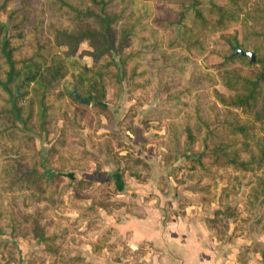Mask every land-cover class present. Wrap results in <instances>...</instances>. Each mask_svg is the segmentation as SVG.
<instances>
[{
	"label": "rangeland",
	"instance_id": "1",
	"mask_svg": "<svg viewBox=\"0 0 264 264\" xmlns=\"http://www.w3.org/2000/svg\"><path fill=\"white\" fill-rule=\"evenodd\" d=\"M135 1L150 4L144 32L148 40L134 38L121 51L126 53L132 46L143 52L140 59L146 74L138 80L145 86L135 87L129 79L130 61L126 71L119 69V83L106 80L103 100H96L92 93L89 104H78L67 95L83 83L74 63L92 67L97 61L89 55L92 49L87 42L72 53L65 45L54 46L52 52L63 58L66 75L58 87L62 95L48 121L49 132L38 135V131H23L24 140L15 141L19 147L26 140L47 159L41 180L46 191L29 185L7 186L4 172L15 156L5 152L6 146L0 148V264H158L162 256L180 250L188 253L194 247L219 255L228 264H264L263 127L257 126L259 133L253 142L223 130L205 135L193 116V95L185 91L190 89L200 96L202 113L208 120L206 104L214 103L220 116L231 110L216 102V93L233 95L221 72L235 69L254 77L261 69L256 58L264 57V41L247 37L244 28L251 27V18L264 26L251 11L254 1L244 0L245 11L238 16L239 21L224 31L228 35L235 32L241 48L255 53V62L250 65L236 58L224 60L228 52L219 32L201 34V49L191 46L185 26L192 24L193 14L179 17V0ZM35 6L37 1L30 6L34 13ZM17 7L19 3L12 2L8 9ZM117 8L114 6L113 12ZM49 13L45 8V21ZM6 22L7 13H1L0 24ZM114 28L118 31V24ZM41 35H47L44 23ZM119 56L112 53L118 66ZM29 101L34 103L30 125H35L33 85L20 104L26 106ZM131 111L135 114L129 132ZM238 117L240 113L229 114L228 120ZM217 144L231 146L211 154ZM235 152L241 160L252 162V168L244 170L229 161ZM200 156L208 172L191 169V160ZM133 158L143 160L147 167ZM55 174H60L59 180ZM138 203L152 206L163 227H175L179 236L190 237L193 243L187 241L180 250L172 245L143 243L132 250L126 244L127 232L119 234L115 227L128 218L126 215H134L132 209ZM35 218L45 228L46 237L54 236L58 246L66 242L68 249L56 252V256L47 252L35 237Z\"/></svg>",
	"mask_w": 264,
	"mask_h": 264
},
{
	"label": "trees",
	"instance_id": "2",
	"mask_svg": "<svg viewBox=\"0 0 264 264\" xmlns=\"http://www.w3.org/2000/svg\"><path fill=\"white\" fill-rule=\"evenodd\" d=\"M34 1H37L35 13L30 7ZM179 1L182 7L179 17L184 18L189 12L193 14L192 24L185 26L188 33L187 41L191 46L201 49V34L209 31L219 32V39L225 43L228 52L224 60L230 62L236 58L247 65L251 64L249 57L236 52L240 49L244 52H253L241 48L235 32L231 35L224 33L239 21L238 16L245 11L244 0H224V4L216 0ZM253 1L251 11L264 22V0ZM12 2H18L19 7L9 10V4ZM116 5L118 8L113 12V7ZM45 8L50 12V17L46 21L43 15ZM4 12L7 13V22L0 24V148L6 146L5 152L14 153L15 156L12 158V164L6 165L4 176L9 187L29 185L34 189L38 187L37 189L46 191L41 186V180L44 178L42 171L47 159H43L41 152L34 150L26 140L19 147L15 141L17 138L24 140L21 135L23 131L29 133L38 131V135L49 132L48 121L52 110L57 107V98L62 95L58 93V87L66 75L63 58L53 53L52 48L65 45L72 53L80 43L87 42L92 49L89 55L97 61L94 66L74 63L83 83L74 90L68 91L67 95L78 104L80 102L75 95L83 99L94 97L96 100H103L106 80L114 79L113 84L119 83V69L126 71L130 61L133 62L128 74L129 79L135 87H143L145 85L138 80L146 74L143 61L140 59L143 52L133 49L132 46H129L126 53L121 49L134 38L148 40L144 32L147 30L146 23L150 17V4H141L135 0H0V14ZM251 19L253 22L251 27L244 26L246 36L264 41L263 23L260 22L258 25L254 18ZM43 23L46 37L41 35ZM117 24L118 31L114 28ZM190 48L189 46L188 49ZM113 52L120 55L119 66L113 62ZM256 59L261 69L254 77H247L235 69L221 72L225 87L233 92V95L228 97L216 93L218 99L216 102L231 109L224 116L219 115L214 103H209L205 105L210 116L208 120L202 113L200 96L193 94L190 89L185 90L189 96L193 95L191 101L193 116L203 134L212 135L216 130H223L244 142H253L259 133L257 126L261 125L263 127L261 129L264 130V57ZM204 75L212 78L210 73ZM30 85L35 87L37 103L35 125H30L34 117V103L29 101L26 106L20 104L28 95ZM92 93L94 95L91 97ZM260 104V109H257ZM239 113L241 117L228 120L229 114L239 115ZM134 114L132 111L129 113L130 121L126 131L133 130L131 122ZM20 124L22 128L18 126ZM188 129L186 127L185 130L192 144ZM110 136L120 140V137L114 133H110ZM260 143L263 155L264 142ZM8 145H12L10 150ZM119 145H122L121 141ZM230 146L217 144L212 149L214 153L211 154L223 152ZM238 156L239 153L235 152L229 161L244 170L252 168V162L241 160ZM201 158L203 156L191 160L194 166L191 169L194 172L197 170L208 172V165ZM133 159L136 163L147 167V163L143 160ZM68 176L71 178L70 174ZM53 177L59 180L60 174H55ZM10 224L15 230L16 225L12 222ZM34 232L35 237L45 245L46 251L54 256L56 252L68 249L66 242L58 246L54 243V236L46 237L45 228L38 224L36 218Z\"/></svg>",
	"mask_w": 264,
	"mask_h": 264
},
{
	"label": "crops",
	"instance_id": "3",
	"mask_svg": "<svg viewBox=\"0 0 264 264\" xmlns=\"http://www.w3.org/2000/svg\"><path fill=\"white\" fill-rule=\"evenodd\" d=\"M132 212L134 215H126L128 218L116 224L115 227L116 230L118 229L119 234L127 232L125 235H128L129 240L126 244L129 245L132 250L137 249V246L143 243L159 244L167 248L172 245L174 247L176 246L178 250L182 244L185 245L187 241H192L190 237L185 239V236H179L175 227L171 225L163 227L156 219L158 217L157 210L150 205L141 206L139 203L134 204ZM135 214L142 215L143 217L138 218ZM191 243H193V241ZM194 244L197 246V243ZM194 248L195 249L191 248L188 253H181L180 248V252L175 251V253L172 252L171 254L165 255V257L162 256V263L159 262L158 264H228L223 258H219V255L212 252L201 251L200 248L198 249L197 247ZM197 249L199 251H197ZM97 258L98 256H95V259Z\"/></svg>",
	"mask_w": 264,
	"mask_h": 264
},
{
	"label": "water",
	"instance_id": "4",
	"mask_svg": "<svg viewBox=\"0 0 264 264\" xmlns=\"http://www.w3.org/2000/svg\"><path fill=\"white\" fill-rule=\"evenodd\" d=\"M237 54H241L243 56H247L250 58V62L253 63L255 62V55L253 53L250 52H244L243 50H237L236 52ZM75 98L82 104H89L92 101V98H87V99H83L81 97H79L78 95H75Z\"/></svg>",
	"mask_w": 264,
	"mask_h": 264
}]
</instances>
